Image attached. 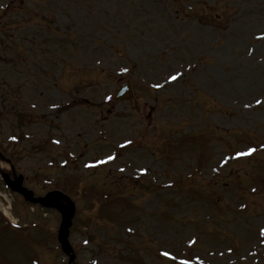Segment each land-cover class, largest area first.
<instances>
[{
  "label": "rangeland",
  "instance_id": "1",
  "mask_svg": "<svg viewBox=\"0 0 264 264\" xmlns=\"http://www.w3.org/2000/svg\"><path fill=\"white\" fill-rule=\"evenodd\" d=\"M0 150L76 202L78 264H257L264 0H0ZM0 193V264H67L61 215Z\"/></svg>",
  "mask_w": 264,
  "mask_h": 264
},
{
  "label": "water",
  "instance_id": "2",
  "mask_svg": "<svg viewBox=\"0 0 264 264\" xmlns=\"http://www.w3.org/2000/svg\"><path fill=\"white\" fill-rule=\"evenodd\" d=\"M132 89L129 83H126L116 95V99H130L132 96ZM1 154V153H0ZM0 158H3L0 155ZM6 182L12 188L13 191L19 192L24 196L27 201L34 204H41L47 208H55L62 215V223L59 228L58 239L61 243L63 251L70 257L69 264H73L75 261V254L73 248L69 242L70 227L72 226V220L75 215V204L74 202L61 191L49 192L44 197H35L34 192L23 186V176L19 175L18 179L11 181L8 175L3 174Z\"/></svg>",
  "mask_w": 264,
  "mask_h": 264
},
{
  "label": "snow or ice",
  "instance_id": "3",
  "mask_svg": "<svg viewBox=\"0 0 264 264\" xmlns=\"http://www.w3.org/2000/svg\"><path fill=\"white\" fill-rule=\"evenodd\" d=\"M172 79H176V77H172ZM250 151H255V149H251ZM165 255H168V253H165Z\"/></svg>",
  "mask_w": 264,
  "mask_h": 264
},
{
  "label": "bare ground",
  "instance_id": "4",
  "mask_svg": "<svg viewBox=\"0 0 264 264\" xmlns=\"http://www.w3.org/2000/svg\"><path fill=\"white\" fill-rule=\"evenodd\" d=\"M2 196H4V195H2V194L0 193V200H1ZM6 213H7V215H9V212H6Z\"/></svg>",
  "mask_w": 264,
  "mask_h": 264
}]
</instances>
